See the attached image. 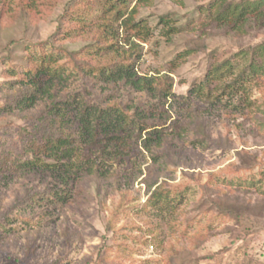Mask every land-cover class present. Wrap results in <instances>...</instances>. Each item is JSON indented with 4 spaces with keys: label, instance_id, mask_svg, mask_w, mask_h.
<instances>
[{
    "label": "rangeland",
    "instance_id": "rangeland-1",
    "mask_svg": "<svg viewBox=\"0 0 264 264\" xmlns=\"http://www.w3.org/2000/svg\"><path fill=\"white\" fill-rule=\"evenodd\" d=\"M150 1L149 6H143L141 0L127 3L129 10L140 7L137 20H148L154 30L144 45L137 70L148 77L157 73L174 77L177 99L169 101L166 106L173 116L167 126L174 122L185 126L186 120L194 118L196 111L203 112L215 124L210 129L213 142L220 141L223 148L215 147L211 139L198 146L171 140L167 147L172 156L188 162L172 172L164 167V159H154L145 148V141L140 142L138 149L132 150L130 157L113 154L101 162V166L110 174L119 175L122 182L128 178L135 207L118 217L114 214L120 199L111 181L105 178L96 182L85 177L83 182L87 181L82 182L83 186L74 185L65 201L58 202L57 197H53L54 200L19 207L18 201L27 191L60 189L56 176L44 165L53 163V160L43 159L44 164L32 166L22 175L21 171H5L4 168L10 165H3L0 156V173L8 176L3 180L7 186L0 191V264H264V217L259 216V208L253 205L262 200V192L254 189L245 198L238 193L230 196L240 202L235 204L217 189L218 186L227 189L228 183L215 180L206 187L210 175L239 165L237 151L247 149L264 161V128L259 127L264 120V106L260 107L264 94L261 89H254L252 79L245 82L248 88L242 89L237 97L228 93L219 100L206 102L190 92L193 82L206 73L212 55L223 62L241 50L250 52L246 59L238 58L234 62L233 77L229 80L238 75L249 64L252 50L259 51L264 43V28L237 35L227 33L222 27L215 31L216 35L204 36L210 55L203 53L183 58L186 38L195 37L194 33L191 34L189 21L194 17L192 20L196 22H208L209 16L199 8L208 6L213 0ZM41 2L49 6L40 5ZM3 4L7 5H0V89L6 82L16 81V77L9 78L6 74L14 68L27 66L28 47L52 40L60 28L67 25V19L63 17L79 9L73 0H39V8L37 0H9ZM167 13H175L183 20L182 25L188 24L183 33L174 37L173 44L162 36V27H157L159 15ZM97 28L93 26L82 35L83 38L73 42L66 38L63 44L72 53L88 51ZM11 44L15 45L8 50ZM103 52L99 54L101 58L105 56ZM100 56L93 60H103L104 57L101 59ZM6 58H10L8 63H4ZM73 82L70 87L85 90L83 85ZM123 91L122 87L116 88L115 94L122 96ZM3 93L0 94V145L10 146L16 142L13 135L21 131L19 128L25 120L16 114L4 113L1 108L11 99H6ZM4 94L11 96L12 91ZM104 95L102 93L100 98ZM247 100L255 102L256 107L247 106ZM42 103L38 101L28 111L37 112ZM245 118L248 120L244 121ZM240 123L247 125L245 136L244 130L235 128ZM113 124L123 127V124ZM129 127L126 133L138 129L135 125ZM150 131L152 129L145 131L144 137ZM188 133H191L190 129ZM125 141L128 144L130 140ZM151 150L156 153L155 148ZM26 159L24 157L20 162ZM2 176L0 174V178ZM163 179H166L168 189L178 190L173 202L177 210L159 215L158 210L146 206V202L148 186L157 187L156 184ZM248 179L264 182V171L254 173ZM102 187L108 192L101 191ZM199 213L201 216L197 218ZM240 213L245 216L236 219Z\"/></svg>",
    "mask_w": 264,
    "mask_h": 264
},
{
    "label": "trees",
    "instance_id": "trees-1",
    "mask_svg": "<svg viewBox=\"0 0 264 264\" xmlns=\"http://www.w3.org/2000/svg\"><path fill=\"white\" fill-rule=\"evenodd\" d=\"M6 1L9 0H0V5H5L3 3ZM141 1L143 6L151 5L150 0ZM73 2L79 9L63 17L67 19V25L62 26L52 40L29 46L27 66L14 68L6 74L9 78L16 77V81L6 82L1 87L0 94L12 91L11 96L3 93L6 99L11 100L1 109L4 113L16 114V117L25 121L19 128L21 131L13 135L16 137L15 143L10 146L0 145V156L3 165H10L8 168L3 167L5 171L7 169L8 172L21 171L22 175L27 173V169H32V166L44 164L43 159L53 160V163L44 165L56 176L60 189L27 191L23 198L19 199V207H29L31 202L54 200L53 197H57L58 202L65 201L69 198L74 185H82L87 181L83 182L85 177L96 182L105 178L111 181L114 192L119 196L120 204L114 214L118 217L125 211L135 208L128 178H124L123 183L119 175L106 171L101 162L113 154L122 158L130 157L132 150L138 149L140 142L145 141L144 146L154 159L155 157L164 159V167L172 172L181 169L188 162L172 156L171 150L167 147L171 140L187 141L190 145L198 146L211 139L215 147L223 148V145L218 140L213 142L210 129L215 124L204 116L203 112L201 114L196 111L194 118L186 120L185 126L178 122L167 126V122L171 121L173 116L166 106L169 101L177 99L175 79L168 73L162 76L157 73L148 77L137 70L144 45L154 33L151 22L146 19L137 20L140 7L129 10L127 4L129 0H73ZM37 3L39 8V0ZM41 4L49 6L42 2ZM199 10L207 14L209 20L196 22L192 20L193 17L189 21L192 26L191 34L194 33L195 37L190 34L191 36L186 38V50L181 56L183 58L203 53L210 55L204 36L212 37L216 35L215 31L222 27H225L227 33L237 35L264 28V0L235 2L213 0ZM176 16L175 13H167L158 17L157 27H162L160 30L162 36L169 44H173L174 37L183 33L188 26L182 25L183 20ZM93 26L98 28L91 37L93 42L89 43L88 51L72 53L63 44L66 38L72 39V42L77 38H83L82 35ZM85 40L88 41V38ZM14 45H9L8 50ZM259 49L252 50L249 64L232 80L229 78L233 77L234 62L238 58L246 59L250 52L241 50L223 62H219L212 55L206 73L200 80L193 82L190 92L204 98L206 102L219 100L228 93H233L237 97L242 89L248 88L245 82L252 79L255 82L254 89H261L264 94V43ZM101 52L105 55L102 56L104 59L94 61L93 58L100 56ZM9 59L6 58L4 63H8ZM73 81L83 85L85 90L70 87ZM105 84L108 86L105 87ZM119 87L125 90L122 96L115 94L116 88ZM99 90L105 94L101 98L102 93L100 94ZM38 101L43 103L37 112L28 111ZM247 106L256 107V103L248 101ZM263 106L264 101L260 102V107ZM112 116H115L113 119H116V122ZM247 120L245 118L244 121ZM113 123L123 124V127L113 126L115 125ZM130 125H135L138 129L126 133V128H130ZM246 127V123L235 126L237 130H244V136ZM259 127L264 128V120H261ZM149 129L152 131L144 137L143 133ZM188 129L191 133H188ZM128 139L130 141L127 144L125 140ZM225 142L230 140L225 139ZM123 143L127 147H124ZM152 148L156 149L155 154L158 155L152 152ZM236 154L239 165L210 175L211 180L206 187L212 185L215 180L228 183L227 189L219 188L220 186L217 189L224 198L235 204L240 202L231 199L230 196L238 193L243 194L245 198L254 189L261 191L262 200H257L253 205L259 208V216L263 218L264 182L261 179L252 182L248 178L254 173L264 171V161L257 153H251L247 149L237 151ZM24 157L27 159L20 162ZM0 174L3 175L0 178L1 191L6 185L3 184V180L8 176ZM166 183V179H163L161 183L156 184L157 187L148 186L146 206L157 209L159 215L164 211L175 213L177 210L173 202L178 190L168 189ZM101 191L108 192L103 187ZM202 202L207 203V200ZM221 214H224V211ZM200 216L199 213L196 217ZM243 216L245 214L240 213L236 219ZM65 235L67 236V233Z\"/></svg>",
    "mask_w": 264,
    "mask_h": 264
}]
</instances>
